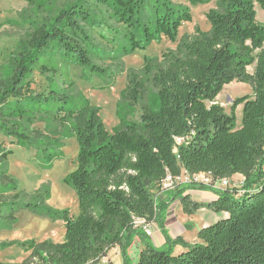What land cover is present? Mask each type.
<instances>
[{
  "label": "trees",
  "instance_id": "1",
  "mask_svg": "<svg viewBox=\"0 0 264 264\" xmlns=\"http://www.w3.org/2000/svg\"><path fill=\"white\" fill-rule=\"evenodd\" d=\"M185 1L195 7L212 0ZM115 2L119 20L135 26L145 41L138 42L129 34L131 53L162 38L175 43L182 24L192 21L188 7L169 0H150L146 18L143 7L134 15L130 2ZM255 4L264 11V0H218L217 8L206 14L209 31L196 28L194 36L180 39L168 66L153 77L158 111L143 107L139 124L109 133L98 109L89 104L76 110L59 109L65 114L57 121L71 125L78 144L75 169L64 179L76 193L78 214L73 217L67 210H53L44 198L28 200L1 173L0 226L14 224L16 213L25 208L37 216L61 220L65 228L61 243L0 244V249L15 245L29 254L12 264H97L115 246L121 249L122 264H132L127 250L136 237L143 249L135 264H264V24L256 21ZM89 14L81 2L71 4L30 35L28 49L16 58L12 75L0 79V134L19 142L34 141L11 123L14 103L10 100L18 103L25 92L39 106L56 98L31 95L26 81L49 44H58L61 53L79 66L99 70L76 40L86 39L79 23L88 21ZM252 65L250 74L247 68ZM232 82L250 85L252 93L235 98L228 114L216 98ZM128 94L137 101L145 94L143 84L130 87ZM57 98L67 101L64 95ZM240 105L238 127L236 109ZM7 155L0 149V164ZM182 172L190 177L189 182L177 185L169 199L158 201L154 191L167 178H180ZM198 174L209 177L210 183L193 181L192 176ZM234 175L244 178L240 187L214 188L216 182ZM189 190L211 191L216 198L204 205L185 194ZM175 201L186 215L206 208L227 217L201 228L192 244L180 236L171 239L165 216ZM136 220L155 223L164 247H154L142 230L134 229ZM175 246L182 250L174 253Z\"/></svg>",
  "mask_w": 264,
  "mask_h": 264
},
{
  "label": "rangeland",
  "instance_id": "2",
  "mask_svg": "<svg viewBox=\"0 0 264 264\" xmlns=\"http://www.w3.org/2000/svg\"><path fill=\"white\" fill-rule=\"evenodd\" d=\"M125 1L130 2L134 15L136 10L143 7V18L149 16L150 0ZM169 1L176 6L188 7L192 21L182 24L175 43L162 38L158 42L144 44V49L131 53L128 35L141 42V33L135 26L128 27L119 20L115 0H108V3L104 0H0V79H7L12 75L16 58L20 57L23 50L28 49L30 35L42 23L50 22L62 8L79 2L84 10L89 11L90 19L79 23L86 39L81 37L76 40L87 51L91 63L99 69L92 72L83 68L66 58L58 49V44H49L39 57V65L33 67L26 81L31 95L41 96L46 100L52 95L56 98L48 99L41 106L28 100L26 92L18 103L10 100L14 103L11 106L13 109L10 107V111L14 113L11 123L19 132L34 139L32 143L19 142L14 137L0 134V149L8 153L6 161L0 164V174L5 173L12 179L17 192L27 195L28 200L44 198L45 204L51 209L67 210L70 216H77L76 193L64 179L75 169L78 144L71 125L57 121L58 117L65 114L59 109L76 110L89 104L98 109L100 120L109 133L130 123L139 124L143 107L157 112L159 103L157 89L153 84L154 75L168 66L170 55L175 53L183 36H194L196 28L202 32L209 31L206 14L217 8L218 0L195 7L185 0ZM255 5L256 21L264 24V11ZM253 68L254 65L249 66L248 73H253ZM139 82L143 84L145 94L133 102L129 98V88ZM251 93L250 85L232 82L224 86L216 102L227 110L235 98ZM62 95L67 97L66 103L58 100L57 96ZM241 116L240 105L236 109L238 127L241 125ZM203 176L199 175L198 182L203 180ZM188 182L189 179L186 183ZM177 185L180 184L166 182L165 187L154 191L155 198L158 201L169 199ZM175 203L170 204L171 210H175ZM176 220L186 221L180 215ZM152 224L154 235L156 231L161 236L157 225ZM3 227L0 226V244L29 240L61 243L65 232L63 221L37 216L25 208L16 213L14 224ZM136 238L142 245L141 240ZM136 238L127 250L131 262L136 260L142 248L137 244ZM28 255L15 245L0 249V261L3 263H20ZM121 260V249L115 246L97 264H118Z\"/></svg>",
  "mask_w": 264,
  "mask_h": 264
},
{
  "label": "crops",
  "instance_id": "3",
  "mask_svg": "<svg viewBox=\"0 0 264 264\" xmlns=\"http://www.w3.org/2000/svg\"><path fill=\"white\" fill-rule=\"evenodd\" d=\"M264 170V166H263ZM189 177L182 172L180 178H179V184H185ZM232 185H241L243 183L244 178L241 175H234L230 179H228ZM177 183V182H176ZM185 194L189 195L190 198L198 203L207 204L211 201H213L216 198V195L211 191H199V190H189ZM177 202V203H175ZM173 203L177 204L174 206L175 210H171V204L167 211L165 216V228L167 230V233L171 239H174L178 236H180L185 242L192 244L197 241V233L198 231L206 226L213 225L216 222L225 219L227 217L226 213H213L212 211L201 208L197 212H195L193 215H186L182 212V207L178 201H175ZM171 211H174V213L171 214ZM180 215L181 218H185L186 221H177V216ZM154 238V239H153ZM153 238H149L151 244L156 248L164 247V238L163 236L159 235L158 232L155 231V235ZM137 244L141 243L136 238ZM143 249V244L141 245ZM182 250V247L175 246L174 247V253H178ZM139 251V252H140ZM138 258V256H137ZM136 260L132 261V264H135ZM122 260L118 264H122Z\"/></svg>",
  "mask_w": 264,
  "mask_h": 264
},
{
  "label": "built area",
  "instance_id": "4",
  "mask_svg": "<svg viewBox=\"0 0 264 264\" xmlns=\"http://www.w3.org/2000/svg\"><path fill=\"white\" fill-rule=\"evenodd\" d=\"M199 175L200 174L192 176V180L195 181V182H198L197 178L199 177ZM189 179H190V177H189ZM168 181L179 183L178 182L179 178H176L175 180H171L170 178H167L166 181L163 183L162 187H165L166 186V182H168ZM210 181H211L210 178L204 175L203 176V180L201 182L200 181L199 182L203 183L205 185H208L210 183ZM241 185H231V182L229 180L223 179V180H220V181L216 182L214 184V188L215 189H226V188H231V187H240ZM133 228L142 230L143 233L147 237H153V235H154V226H153V224H148V223L144 222L143 220H136L134 222Z\"/></svg>",
  "mask_w": 264,
  "mask_h": 264
},
{
  "label": "water",
  "instance_id": "5",
  "mask_svg": "<svg viewBox=\"0 0 264 264\" xmlns=\"http://www.w3.org/2000/svg\"><path fill=\"white\" fill-rule=\"evenodd\" d=\"M226 112L229 114V113L231 112V109L228 108V109L226 110Z\"/></svg>",
  "mask_w": 264,
  "mask_h": 264
},
{
  "label": "bare ground",
  "instance_id": "6",
  "mask_svg": "<svg viewBox=\"0 0 264 264\" xmlns=\"http://www.w3.org/2000/svg\"><path fill=\"white\" fill-rule=\"evenodd\" d=\"M255 7H256V5H255Z\"/></svg>",
  "mask_w": 264,
  "mask_h": 264
}]
</instances>
